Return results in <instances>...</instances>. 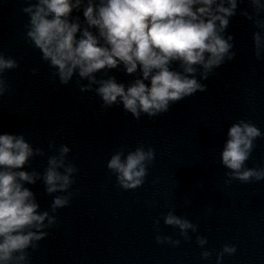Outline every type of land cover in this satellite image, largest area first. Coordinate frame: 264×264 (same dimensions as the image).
<instances>
[{
    "label": "water",
    "instance_id": "water-1",
    "mask_svg": "<svg viewBox=\"0 0 264 264\" xmlns=\"http://www.w3.org/2000/svg\"><path fill=\"white\" fill-rule=\"evenodd\" d=\"M38 3L0 0V58L14 62L0 71V135L23 137L32 147L29 162L13 171L34 176L35 183H21L38 213H47L44 227L29 229L40 239L7 264H264V0H237L220 33L231 45L220 64L194 65L190 74L181 61L170 64L201 88L166 110L139 115L119 99L106 104L97 91L111 78L131 86L143 79L139 67L131 74L122 64L101 70L96 82L78 72L61 80L28 35L25 9ZM88 3L68 19L98 36L83 14ZM242 123L261 134L240 172L260 178L242 180L222 162L228 130ZM137 152L146 155L144 175L126 187L131 182L108 164ZM52 158L62 159L57 171L70 183L49 193L44 177ZM56 199L66 203L55 206ZM170 215L191 227L166 223Z\"/></svg>",
    "mask_w": 264,
    "mask_h": 264
},
{
    "label": "clouds",
    "instance_id": "clouds-1",
    "mask_svg": "<svg viewBox=\"0 0 264 264\" xmlns=\"http://www.w3.org/2000/svg\"><path fill=\"white\" fill-rule=\"evenodd\" d=\"M83 0H39L25 11L31 16V37L45 59L58 68L62 81L68 82L75 74L95 81V73L115 69L123 65L127 73L139 67L143 79L125 88L114 78L100 82L97 89L106 104L118 99L123 107L135 115L140 111L154 114L166 110L169 101L179 100L195 92L201 85L195 79L170 70L173 61H181L184 72L193 73L194 65L210 69L218 65L231 45L220 35L234 15L237 0H89L84 17L89 27L81 32L80 24L71 23L68 17ZM215 5V8L213 7ZM219 22V23H218ZM78 33L80 34L78 37ZM257 47L261 38L256 36ZM13 61L0 58V71L13 67ZM149 81V83H145ZM260 131L247 123L235 124L228 130V140L222 152L223 164L247 180L252 171L240 172L248 159L253 140ZM67 148L63 149L66 153ZM33 149L23 137L0 135V264H7L13 253L26 249L33 239H40L31 228L44 227L47 213L39 214V205L33 193L21 181L35 183V178L22 169L33 156ZM146 155L137 152L126 162L120 156L113 157L108 167L119 172L125 186H136L144 175L142 162ZM63 161L52 158L44 177L47 191L65 189L69 175L57 169ZM71 173L72 169L67 170ZM65 200L56 199L55 206ZM166 223L179 225L181 229L191 224L169 216ZM203 243V241H201ZM233 251V249H225Z\"/></svg>",
    "mask_w": 264,
    "mask_h": 264
}]
</instances>
